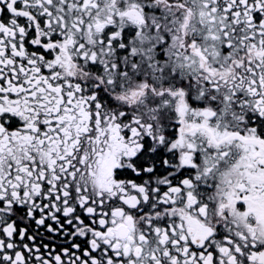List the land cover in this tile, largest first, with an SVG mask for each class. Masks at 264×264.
Listing matches in <instances>:
<instances>
[{
  "label": "snow or ice",
  "instance_id": "obj_1",
  "mask_svg": "<svg viewBox=\"0 0 264 264\" xmlns=\"http://www.w3.org/2000/svg\"><path fill=\"white\" fill-rule=\"evenodd\" d=\"M0 264H264V0H0Z\"/></svg>",
  "mask_w": 264,
  "mask_h": 264
}]
</instances>
